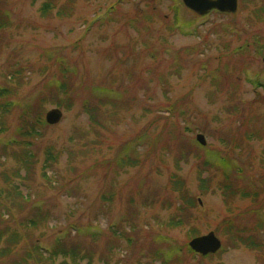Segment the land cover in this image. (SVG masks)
<instances>
[{
  "label": "rangeland",
  "instance_id": "rangeland-1",
  "mask_svg": "<svg viewBox=\"0 0 264 264\" xmlns=\"http://www.w3.org/2000/svg\"><path fill=\"white\" fill-rule=\"evenodd\" d=\"M44 1L0 0V214L8 219H0V252L10 249L0 264H73L34 254L57 240L87 255L79 264H163L168 245L180 251L170 264H264V193L226 203L219 183L230 180L204 163L225 157L239 173L234 187L264 189V88L249 82L264 85V1L205 16L180 0H54L43 14ZM171 6L190 26L172 30ZM228 23L226 39L212 32ZM58 63L73 71L68 82L81 97L70 110L46 104L43 118L58 108L60 121L27 134L21 116L61 75ZM95 88L121 99L101 104L103 126L82 108ZM132 140L131 163L115 164ZM172 175L193 205L171 190ZM210 231L221 252L190 254L186 243ZM245 236L262 250L239 244Z\"/></svg>",
  "mask_w": 264,
  "mask_h": 264
},
{
  "label": "trees",
  "instance_id": "trees-1",
  "mask_svg": "<svg viewBox=\"0 0 264 264\" xmlns=\"http://www.w3.org/2000/svg\"><path fill=\"white\" fill-rule=\"evenodd\" d=\"M53 1L54 0H45L42 3V6L40 7V11L43 14H46L47 12H51V10L53 9ZM181 3V2H180ZM182 4V3H181ZM171 10L174 14V22L172 24V30H177L178 25L182 22V24L186 25V26H190V24L192 23L191 21H182L181 18V13H180V8L178 6H171ZM2 16L6 17L7 13L2 12ZM223 26V25H222ZM220 27L221 31L218 28L212 29L214 34H220V39L222 38H227L228 35H230L232 33V28L230 27V23L226 24L225 27ZM229 26V27H227ZM228 40V39H227ZM222 46L224 48L228 47V43L227 42H222ZM255 48H257V53L261 52L260 49V44L256 43ZM235 52L237 51H242L243 47H237L235 48ZM261 54V53H260ZM221 57H223L221 55ZM58 66L60 67V71H61V75L57 76L54 75L55 78L52 79V81H49L47 83H45V87L43 90H41L40 92L37 93L36 98H35V102L30 106L29 110L27 113L24 114L25 117H28L27 119H24L25 117L22 115L21 117L23 118V121L26 122L24 124L28 125L29 129L27 134H34L37 133L36 130L38 128V130L44 126H46V123L44 121L43 118V113L45 110V105L46 104H50V105H54L57 107H61L64 108L66 110H70L73 107L74 104V99L81 97V93L79 91V88L71 86L70 83L68 82L69 79H71L75 74L73 73V71L69 70L68 68H64L62 65H60V63H58ZM249 82L252 83V85L254 86V88H258V86L264 88V85H260L259 83H257L256 81L252 82L249 80ZM80 86V84H79ZM93 91H90V95H87L86 97L83 98L82 100V108L84 110V112L88 115V117L90 119L93 120V126L97 125H101L100 123V119L99 117H102L105 115V112H103V110L101 109V104H103V102H112V103H116L117 101H120L121 99H118L119 97H111V96H104L103 94H100L98 92V89H92ZM48 93V95H46ZM61 95H63V97H61ZM50 98V99H48ZM91 99L92 100H98V102L96 103H91ZM119 104V103H118ZM13 104L9 101L4 103V108L5 110H9L11 108ZM170 111V110H169ZM172 111V109H171ZM170 111V113H171ZM244 110H241L240 112H243ZM31 112V115H30ZM32 119V123H30L28 121V119ZM22 125L19 127V130L22 131V129L24 128ZM259 129V128H258ZM2 131V130H0ZM259 131H261L259 129ZM248 132V131H247ZM260 133V132H259ZM141 135L137 136L138 140L140 138ZM14 143H18V141H14ZM135 143V140H132L130 142H128L122 149L121 151L117 154V158L115 159V164H119V165H123V164H127V163H131L130 159L132 157V155L135 153L136 151V147H132V145ZM19 144H21V142H19ZM23 144V143H22ZM198 149L200 151L201 147L200 145H198ZM47 154L48 151H47ZM203 155V154H202ZM216 158L220 157L217 155ZM52 159L54 161H57L58 157L57 156H52ZM220 162L222 161V159L219 160ZM139 162V160L137 161V163ZM134 163H136L134 161ZM204 163L208 164L209 166L215 168V169H219L221 170L220 172L224 175L226 180H230V181H221L219 183V187L220 189H222L223 194L225 195V202L229 203L233 200V198L235 197V195L240 194V196H242V198H247L248 196L253 199L256 200L259 197H261L262 193H264V189L263 188H259V187H255V185L251 184V185H247L244 189L242 188H237L234 187L238 181H231V177L235 176L236 179H238L239 173L233 174L231 175V171H228L230 166H233L234 169H236V166L231 165L228 161L226 162V158L224 157V161L222 163H217L215 161L210 162L208 160H206L204 158ZM49 165L48 160L45 161V166ZM239 171V170H237ZM172 179L170 181V186H171V190L172 191H178L180 196L182 197V199L184 201H187L188 205L191 206L193 205V200L188 196L187 190L184 187V185L182 183H179L177 180V176L176 175H172L171 176ZM234 178V179H235ZM174 179V182H172ZM233 179V178H232ZM223 182V183H222ZM201 184H205V188H206V180L201 181ZM262 210L264 209V201H263V208H261ZM260 210V212L262 211ZM7 213H9L8 209L6 211ZM264 212V210H263ZM4 215L1 213L0 214V219L2 222H6L8 221V219H5L3 217ZM257 217H258V222L261 226H263L264 228V218L261 216H259V210H257ZM32 225H35L36 222L35 220H31ZM180 222H177L176 224H179ZM232 221L231 220H227L226 224H231ZM172 224V223H170ZM3 238L2 233L0 232V242ZM8 240V236L6 237ZM243 239L240 241L239 244H242L243 246L248 247L249 249H252L254 247V249H256L257 247H255L256 245H258V243L255 242L256 238L254 237H242ZM13 243V240H11V244ZM62 241L57 240L55 245L48 251H44L41 249V247H39L38 245H36L35 247H33V251L34 254H36L38 256L39 259H43V260H51L54 257H57L58 255H61L64 258H69L73 264H79L78 259L83 260L85 257H87L86 254L82 253V250L79 249L78 247H66L62 244ZM236 247V246H234ZM186 248L187 251L194 255H197L196 253H194L189 247L188 244L186 243ZM258 252L262 250V248H257ZM10 251V249L6 248L4 250H2V252L8 253ZM0 252V258L1 256H4L5 254ZM221 251H218L215 254H211V255H207V256H213L216 255L218 253H220ZM180 251L179 249L175 246V245H168L167 249L164 250H160V257L163 258L162 262L163 264H170L173 260L175 261L176 258L179 259L180 257ZM199 257L203 258L206 256H201L198 255ZM170 259V260H169ZM65 263V262H64ZM4 264H21L19 262H14V261H9L7 263Z\"/></svg>",
  "mask_w": 264,
  "mask_h": 264
},
{
  "label": "water",
  "instance_id": "water-1",
  "mask_svg": "<svg viewBox=\"0 0 264 264\" xmlns=\"http://www.w3.org/2000/svg\"><path fill=\"white\" fill-rule=\"evenodd\" d=\"M182 3L188 9L192 10L196 14L204 15L212 9H216L220 12L234 13L237 8V0H181ZM264 62V54L262 56ZM62 117V111L58 108H52L45 114V121L49 125L57 124ZM197 141L201 144H205L204 137L200 134L196 136ZM188 246L194 252L207 255L217 252L221 247V242L214 235L212 231L207 234L192 238L188 242Z\"/></svg>",
  "mask_w": 264,
  "mask_h": 264
},
{
  "label": "flooded vegetation",
  "instance_id": "flooded-vegetation-1",
  "mask_svg": "<svg viewBox=\"0 0 264 264\" xmlns=\"http://www.w3.org/2000/svg\"><path fill=\"white\" fill-rule=\"evenodd\" d=\"M264 1V0H263ZM237 6H238V0H237ZM261 14L263 15V19H264V4H263V6H261ZM230 15V14H229Z\"/></svg>",
  "mask_w": 264,
  "mask_h": 264
}]
</instances>
